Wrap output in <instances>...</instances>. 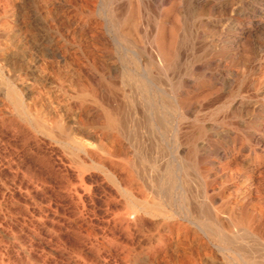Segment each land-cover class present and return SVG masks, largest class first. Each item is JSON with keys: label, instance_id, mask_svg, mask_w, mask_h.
<instances>
[{"label": "bare ground", "instance_id": "obj_1", "mask_svg": "<svg viewBox=\"0 0 264 264\" xmlns=\"http://www.w3.org/2000/svg\"><path fill=\"white\" fill-rule=\"evenodd\" d=\"M189 18L187 0H0L8 116L26 135L59 143L83 190L90 191L86 170L102 172L110 186L105 208L124 231H156V241L171 250L167 264H264L262 180L255 202L250 190L239 202L223 189L218 205L202 181L204 129L196 115L203 73L187 51ZM259 22L257 29H264ZM245 47L240 40L232 50ZM53 82L55 90H46L40 105L38 85ZM248 139L254 153L264 123ZM78 190L75 185L80 198ZM179 216L205 221L191 227L174 220Z\"/></svg>", "mask_w": 264, "mask_h": 264}, {"label": "rangeland", "instance_id": "obj_2", "mask_svg": "<svg viewBox=\"0 0 264 264\" xmlns=\"http://www.w3.org/2000/svg\"><path fill=\"white\" fill-rule=\"evenodd\" d=\"M240 1L187 0V51L199 59L203 73L204 95L196 115L204 129L200 139L205 163L201 165L202 181L210 184L208 197L216 205L221 202L223 189L239 202L250 190L255 202L261 180L264 194V139L254 153L248 147L252 146L249 133L264 123V29H257L259 20L264 22V14L263 18L258 16L264 0H248L246 4ZM7 23L12 24L9 20ZM245 25L251 29L242 35ZM240 40L248 48L234 52ZM7 83L6 71L0 70V264H167L171 250L163 241H156V231H124L105 208L110 186L100 175L102 172L93 167L86 170L84 184L90 191L83 190L78 186L76 172L64 162L59 143L40 135L28 136L14 128L16 124L8 114L11 107ZM54 85H38L43 100L38 101L40 105L45 103L46 90L54 91ZM136 135L132 131L131 136ZM75 185L80 189V198L73 191ZM174 220L185 221L191 227L192 222L205 221L204 217L183 216Z\"/></svg>", "mask_w": 264, "mask_h": 264}]
</instances>
